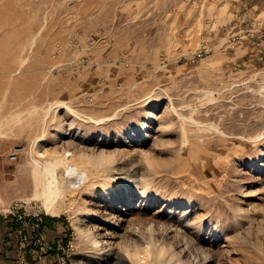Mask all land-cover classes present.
I'll use <instances>...</instances> for the list:
<instances>
[{"label":"rangeland","instance_id":"1","mask_svg":"<svg viewBox=\"0 0 264 264\" xmlns=\"http://www.w3.org/2000/svg\"><path fill=\"white\" fill-rule=\"evenodd\" d=\"M1 3V209L36 201L67 264H264L255 0Z\"/></svg>","mask_w":264,"mask_h":264},{"label":"built area","instance_id":"2","mask_svg":"<svg viewBox=\"0 0 264 264\" xmlns=\"http://www.w3.org/2000/svg\"><path fill=\"white\" fill-rule=\"evenodd\" d=\"M254 26L255 36L264 39V20L255 18L251 21ZM92 44L94 39H90ZM61 50V47H58ZM200 51L197 55H201ZM85 58L77 61V66L81 65ZM62 68L59 64L54 70L57 72ZM23 144H14L9 153L10 160H16L24 151ZM0 217L8 222V230L0 237V242L6 244L5 247L14 249V264H37L42 255L49 250L56 251V264H67L70 255L75 252V245L71 242L64 243L61 240L49 241L44 234V218L42 209L36 201L29 199H15L7 207L0 208Z\"/></svg>","mask_w":264,"mask_h":264},{"label":"bare ground","instance_id":"3","mask_svg":"<svg viewBox=\"0 0 264 264\" xmlns=\"http://www.w3.org/2000/svg\"><path fill=\"white\" fill-rule=\"evenodd\" d=\"M37 156L41 157L45 155V152L41 151V150H37L36 151ZM100 158H104L103 155H100ZM87 156L85 154H82L81 158H86ZM84 159L77 161L75 155L73 154H62V157L60 159V162H64L66 163V173L67 175L72 179L70 186L72 189L75 188H79V186L85 182L87 180V178L89 177V172L88 170L82 166V161H84ZM45 165V163H44ZM45 196V195H44ZM51 199V198H50ZM46 209L49 213H55V206L53 204V202L51 200H49L46 203Z\"/></svg>","mask_w":264,"mask_h":264},{"label":"crops","instance_id":"4","mask_svg":"<svg viewBox=\"0 0 264 264\" xmlns=\"http://www.w3.org/2000/svg\"><path fill=\"white\" fill-rule=\"evenodd\" d=\"M2 6V10H5V5L4 3L0 4ZM257 6V11H259V14H264V0H255V4ZM4 6V7H3ZM246 16H243V19ZM261 19H263L262 16H260ZM264 20V19H263ZM8 62V60H6ZM5 62V64L7 63ZM13 72H17L16 70H13ZM5 151V146L4 145H0V153ZM49 217L45 218V223L47 224L49 222ZM57 223V221L55 222ZM8 230V222L6 219L4 218H0V237L5 234ZM45 232L48 235V237L50 238L51 236L49 235L50 232H52V230H48L45 228ZM3 245H6L2 242H0V264H14V252L12 249L6 248ZM44 261L42 264H51L52 260L46 258V256L44 257Z\"/></svg>","mask_w":264,"mask_h":264}]
</instances>
